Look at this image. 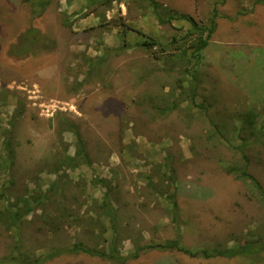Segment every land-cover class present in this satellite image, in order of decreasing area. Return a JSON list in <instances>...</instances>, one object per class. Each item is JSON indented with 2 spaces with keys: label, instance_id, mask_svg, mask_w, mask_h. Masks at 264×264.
I'll return each instance as SVG.
<instances>
[{
  "label": "rangeland",
  "instance_id": "rangeland-1",
  "mask_svg": "<svg viewBox=\"0 0 264 264\" xmlns=\"http://www.w3.org/2000/svg\"><path fill=\"white\" fill-rule=\"evenodd\" d=\"M157 1L0 0V264H264V0Z\"/></svg>",
  "mask_w": 264,
  "mask_h": 264
},
{
  "label": "trees",
  "instance_id": "trees-1",
  "mask_svg": "<svg viewBox=\"0 0 264 264\" xmlns=\"http://www.w3.org/2000/svg\"><path fill=\"white\" fill-rule=\"evenodd\" d=\"M149 1V4L151 6L154 7L155 10H157V13L159 14V21L161 23H169L171 22L173 19L176 18V15L173 13V10L172 9H164V5H162L160 2H158L157 0H148ZM163 8L167 13H168V17H164L162 16V14L158 11L159 9ZM183 18H186L188 19L190 22H192L194 25H197L196 21L189 15H182ZM209 38V36H208ZM208 38L205 39V40H201L200 41V45H199V48L202 49L204 47H206L207 43H208ZM149 46H154L156 45L155 43H148ZM77 140L79 142V144H81V147L79 149V153H85V149H84V146L83 145V140H82V137L81 135H77ZM75 158V157H74ZM229 172H238V178L242 179V180H250L252 182V184H254V187L257 189L259 195L261 196V198L264 200V187L263 185L261 184V182L254 176L252 175L251 173L248 172L247 168H243L242 170H237V169H233V168H229ZM174 206L177 207V203L176 201L173 202ZM14 220L16 221L17 218H14ZM151 247H160V248H164V249H179V250H182L184 251L186 254H189L191 257H197L198 255H202L203 257L205 258H211V257H216V256H225V257H234L236 255H239V254H244L246 252V248L243 247V248H230V249H226V250H214L213 252L212 251H208V250H203L201 253H198V252H192L191 250H188V249H185L183 247H181L180 243L178 241H169L168 243L166 244H157V245H154V246H151ZM79 249H83L84 251H87V252H92L90 249H87L83 246H81L80 244H76L74 246V248L72 250H79ZM245 251V252H244ZM101 256H103V254H101ZM137 257V254H134L133 255V258H136ZM123 261H126V258L123 259Z\"/></svg>",
  "mask_w": 264,
  "mask_h": 264
},
{
  "label": "built area",
  "instance_id": "built-area-1",
  "mask_svg": "<svg viewBox=\"0 0 264 264\" xmlns=\"http://www.w3.org/2000/svg\"><path fill=\"white\" fill-rule=\"evenodd\" d=\"M40 108L43 114L53 115L58 111H66L68 109V103L61 102L57 99H46L42 98Z\"/></svg>",
  "mask_w": 264,
  "mask_h": 264
}]
</instances>
